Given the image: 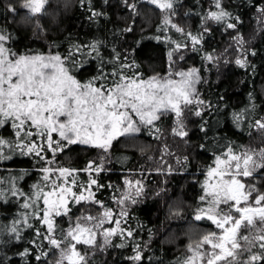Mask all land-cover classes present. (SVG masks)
Listing matches in <instances>:
<instances>
[{
    "label": "snow or ice",
    "instance_id": "6c2138e0",
    "mask_svg": "<svg viewBox=\"0 0 264 264\" xmlns=\"http://www.w3.org/2000/svg\"><path fill=\"white\" fill-rule=\"evenodd\" d=\"M48 2L23 0L21 7L29 18L38 17L45 13ZM145 2L165 13L158 31L175 29L186 36L193 47L201 43L202 35L185 32L171 19L176 14L175 0ZM86 3L90 6L91 0H80L82 6ZM123 3L131 13L139 14L135 0H123ZM213 7L215 10L210 9L202 17L204 32L211 31L207 26L209 21L224 24L227 29L237 27L239 18L236 23L226 20L231 18V13L224 9L222 0H214ZM7 11L15 14L18 9L9 4ZM89 11L90 19L106 15L92 7ZM258 11L264 14V8ZM133 30L132 25L124 29L125 32ZM167 39L175 45L168 52L171 68L175 63L174 54L187 44ZM10 40L11 34L0 28V129L9 130L7 136L0 135V161L12 160L15 156L33 158L40 178L29 190H24L18 181L24 179L26 172L0 177V203L16 201L22 209L10 225L0 226V236L7 235L9 241L19 242L24 239V229L34 230V237L28 241L31 247L18 253L22 259L35 255V260L44 264V258L49 255L44 248H48L59 250L55 264H87L86 255L78 245L104 247L112 244L113 237L119 236L122 240L133 237L134 230L121 227L127 211L122 208L116 214L96 196V190L112 187L98 179L106 171V154L121 137L134 136L144 129L150 134L153 129L159 132L156 122L165 115L174 118L172 135L181 140L187 137L188 115L202 117L207 114L206 109L212 107L201 98L197 88L202 82L200 70L192 67L143 79L133 70L138 68L135 62L129 63L128 57H122L115 49L107 61L112 70L106 72L99 41L72 45L62 55L59 52L20 53L9 46ZM238 43L242 46L244 41L241 39ZM85 54L100 57L101 63L97 75L82 81L76 73L82 66L78 57ZM205 58L210 63L215 59L211 54ZM235 64L245 68L246 56H238ZM244 118L243 112L234 114L238 125ZM249 127L264 132V117L256 119ZM200 130L207 135L204 125ZM77 145L98 149L104 155L99 161H87L82 169L58 165V156ZM165 148L167 150V146ZM184 160L187 161V157ZM81 172L88 174L87 182L80 180ZM260 173H264V147L240 151L229 144L215 155L213 165L204 173L202 194L198 197L199 205L193 219H206L216 230L206 231L188 244V254L177 260V264H264V191L248 182L258 179ZM143 194L141 180L125 179L124 194L114 199L122 206L127 201L136 204ZM73 204L96 205L98 214L87 211L74 217ZM174 215L179 216L180 212ZM65 217L68 218L67 228L58 230L57 218ZM106 223L114 226L105 227ZM101 236L103 245L99 243ZM115 246L124 247L125 244ZM37 250L38 255L35 254ZM133 252L128 259L139 264L143 260L139 244L133 247Z\"/></svg>",
    "mask_w": 264,
    "mask_h": 264
},
{
    "label": "trees",
    "instance_id": "16d2710c",
    "mask_svg": "<svg viewBox=\"0 0 264 264\" xmlns=\"http://www.w3.org/2000/svg\"><path fill=\"white\" fill-rule=\"evenodd\" d=\"M135 2L138 15L131 13L123 0H108V3L91 0L90 6L87 3L82 6L80 0H49L43 15L29 18L21 7L23 0H0V28L11 34L9 46L20 53L59 52L63 55L72 45L99 41L106 72L112 70L107 61L115 49L122 57L127 56L129 63L134 61L138 68L133 70L148 79L170 70L168 52L175 45L167 38L186 43V48L174 54L175 63L182 69L195 67L200 70L202 82L197 84L198 91L201 98L212 105L202 117L188 115L189 135L178 141L181 152H170L169 155L166 154L169 152L163 154L159 150L162 135L174 121L170 115L156 122L159 132L153 129L150 134L144 129L132 137H121L113 142L104 161L106 171L98 177L100 183L112 187L96 190L97 199L113 210L117 208L114 198L118 199L122 194L124 180L130 176L143 182L144 194L136 204L127 206L128 216L122 220L121 227L134 230L133 237L123 240L119 236L113 237L104 255L93 257L88 264H132L128 258L134 255L136 244L140 245L143 255L139 264H177L188 244L206 231L216 230L206 219H193V209L202 194L204 173L213 164L215 155L229 144L242 151L250 141L264 140V135L259 137L256 132L257 128L249 127L256 119L264 117V14L258 11L264 8V0H222L224 9L231 13V18L226 20L236 23L239 18V23L235 29H227L224 24L209 21L210 32L203 31L205 22L202 17L210 9L215 10L214 0H175L176 14L171 19L185 32L203 36L195 47L181 33L158 31L162 12L145 0ZM9 4L18 9L17 13L7 11ZM89 7L106 15L90 19ZM130 25L134 30L125 32ZM241 39L244 41L242 46L238 43ZM227 49L233 57H218ZM207 54L215 57L211 63L205 58ZM242 54L248 61L245 68L235 64V59ZM78 60L82 65L76 73L80 80L87 81L98 74L100 57L85 54ZM241 112L245 113V118L238 125L234 114ZM201 125L205 126L207 135L200 130ZM8 133V129H0V135L7 136ZM101 155L104 154L98 149L77 145L61 153L57 163L82 169L89 160L99 161ZM165 158H171V164L174 163L170 166L171 171L163 162ZM35 168V159L15 156L12 160L0 161V177L19 176L26 172L18 184L29 190L40 178ZM79 177L84 182L89 179L83 172ZM248 182L257 184L264 191V173ZM21 211L16 201L0 203V226L10 225ZM85 211L98 212V206H73L74 217ZM176 211L180 212L179 216L174 215ZM57 220L58 230L65 229L68 222ZM22 234L24 239L19 242L9 241L7 235L0 236V261L3 264H39L35 255L26 259L18 255L25 247H31L28 241L34 237V230L24 229ZM122 243L124 247L115 246ZM44 251L49 253L44 264H55L56 250L44 248ZM35 254L38 255L39 250Z\"/></svg>",
    "mask_w": 264,
    "mask_h": 264
},
{
    "label": "rangeland",
    "instance_id": "374dc122",
    "mask_svg": "<svg viewBox=\"0 0 264 264\" xmlns=\"http://www.w3.org/2000/svg\"><path fill=\"white\" fill-rule=\"evenodd\" d=\"M165 15V13H162V19H163V16ZM161 19V20H162ZM174 22V21H173ZM175 23V22H174ZM170 31H172V32H176L175 31V29H171ZM178 33V32H177ZM224 55H226V56H228L227 58L229 59V58H231V56L233 57V55L230 53V49H227V50H225L222 54H220L218 57H222V56H224ZM217 62H219V61H217ZM183 67H181V66H177V64L176 63H174L173 65H172V67L170 68V70L169 71H181V70H187V68L186 69H182ZM168 71V72H169ZM167 72V73H168ZM167 73L166 74H164V75H160V76H165V75H167ZM165 116H167V115H165ZM187 120H188V118H187ZM187 120H186V122H187ZM174 127V121H173V124L171 125V127H169L166 131H165V134H163L162 136H163V138L160 140V145H159V150H160V152L162 151V153L164 154L165 152H172V153H177V152H181V149H180V146L178 145L179 143H178V141H179V137H175V136H173L172 135V132H171V130H172V128ZM257 133H258V135H259V137H261L262 135H264V132H261L259 129H257V131H256ZM132 137V136H131ZM127 138H129V137H127ZM165 146H167V150H166V148H165ZM261 147H264V140H259V141H250V143L243 149V150H245V149H247V148H254V149H259V148H261ZM170 150H172V151H170ZM242 150V151H243ZM100 151V150H99ZM166 154H168V153H166ZM164 162V164H166L165 166H166V168H170V166H173V164L174 163H172L171 164V158H169V159H167L166 160V158H165V160L163 161ZM213 165V164H212ZM127 179H131V180H139V179H137V178H135V177H133V176H130V177H128ZM124 194V189H123V191H122V194L120 195V196H122ZM119 196V197H120ZM140 198V197H139ZM138 198V199H139ZM132 203H131V201H127L126 203H125V205H119L118 203H117V208H115L114 209V212L116 213V214H118V213H120V211H121V209L123 208V210H125V211H127V206H130ZM199 205V201L196 203V205H195V207H194V209H193V214H194V211H195V209H196V207ZM73 206H74V208L77 206V205H75V204H73ZM101 211H102V209H101ZM85 212H87V211H85ZM93 215H97L98 214V212H91ZM62 220H64V221H67L68 222V218L67 217H65V218H63ZM68 225V224H67ZM111 226H114L113 224H105V227H111ZM67 228V226L65 227V229ZM99 243L101 244V245H103V237L101 236V237H99ZM107 248V246H104V247H95V248H93V247H88V246H85V245H78V249L81 251V253L82 254H85L86 255V259H87V264L89 263V261L90 260H92L93 259V257H95V256H102V255H104V252H105V249ZM186 249L187 248H185L184 250H183V254H182V259H183V257L184 256H186L188 253H187V251H186ZM56 254H57V258H58V255H59V250H56ZM57 258H56V260H57ZM181 259V260H182ZM56 260H55V262H56ZM132 264H134V262H132Z\"/></svg>",
    "mask_w": 264,
    "mask_h": 264
}]
</instances>
